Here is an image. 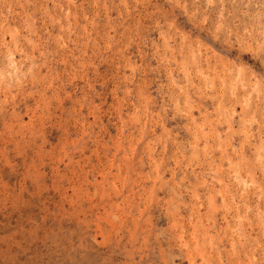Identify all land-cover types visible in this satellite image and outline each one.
Returning a JSON list of instances; mask_svg holds the SVG:
<instances>
[{
  "label": "rangeland",
  "instance_id": "374dc122",
  "mask_svg": "<svg viewBox=\"0 0 264 264\" xmlns=\"http://www.w3.org/2000/svg\"><path fill=\"white\" fill-rule=\"evenodd\" d=\"M0 135V264H264V0H0Z\"/></svg>",
  "mask_w": 264,
  "mask_h": 264
},
{
  "label": "bare ground",
  "instance_id": "6f19581e",
  "mask_svg": "<svg viewBox=\"0 0 264 264\" xmlns=\"http://www.w3.org/2000/svg\"><path fill=\"white\" fill-rule=\"evenodd\" d=\"M2 135V134H1ZM0 135V136H1ZM3 137V136H2ZM1 137V138H2ZM27 141H28V139H26ZM30 140V139H29ZM35 140V139H34ZM23 141V140H22ZM33 141V140H32ZM229 141V140H228ZM1 143V142H0ZM26 146V145H25ZM32 146V145H31ZM63 146V145H62ZM2 147V146H1ZM3 147H4V145H3ZM19 147H20V145H19ZM37 147V146H36ZM56 147V146H55ZM68 147V146H67ZM87 147V146H86ZM23 148V147H22ZM26 148V147H25ZM66 148V147H65ZM79 148V147H78ZM30 149V148H29ZM40 149H42V148H40ZM46 149V148H45ZM51 149V148H50ZM80 149V148H79ZM91 149V148H90ZM4 150V149H3ZM3 150H1V151H3ZM20 150V149H19ZM34 150H35V148H34ZM37 150V149H36ZM42 150H44V149H42ZM33 151V150H32ZM64 151H66V150H64ZM44 152V151H43ZM79 152V151H78ZM3 153V152H2ZM15 153V152H14ZM34 153V152H33ZM36 153V152H35ZM53 153V152H52ZM64 153V152H63ZM132 153V152H131ZM205 153V152H204ZM48 154H49V152H48ZM123 154V153H122ZM46 155V154H45ZM17 156V155H16ZM23 156V155H22ZM64 156V155H63ZM20 157V156H19ZM46 157H48V156H46ZM71 157V156H70ZM69 157V158H70ZM4 158V157H3ZM14 158V157H13ZM53 158V157H52ZM72 158V157H71ZM104 158V157H103ZM130 158V157H129ZM134 158V157H133ZM23 159H25V158H23ZM60 159H62V158H60ZM88 159V158H87ZM22 160V159H21ZM57 161H58V158L56 159ZM74 160V159H73ZM3 161V160H2ZM6 161V160H5ZM48 161V160H47ZM50 161H52V160H50ZM8 162V161H7ZM42 162V161H41ZM9 163V162H8ZM16 163V162H15ZM36 163V162H35ZM35 163H33L34 165H35ZM38 163H39V161H38ZM47 163V162H46ZM51 163V162H50ZM54 163V162H53ZM65 163V162H64ZM127 163V162H126ZM125 163V164H126ZM42 164V163H41ZM41 164H40V166H41ZM47 164H49V163H47ZM59 164V163H58ZM117 164V163H116ZM144 164V163H143ZM9 165V164H8ZM32 165V164H31ZM56 165H57V163H56ZM131 165V164H130ZM13 166H15V165H13ZM98 166V165H97ZM121 166V165H120ZM35 167V169H36V166H34ZM57 167V166H56ZM101 167V166H100ZM119 167V166H118ZM9 168V167H8ZM24 168V167H23ZM93 168V167H92ZM121 168V167H120ZM25 169V168H24ZM54 169V168H53ZM34 171V170H33ZM32 171V172H33ZM53 171V170H52ZM57 171V170H56ZM120 171H121V169H120ZM128 171V170H127ZM25 172V171H24ZM45 172V171H44ZM43 172V173H44ZM69 172V171H68ZM116 172V171H115ZM26 173V172H25ZM30 173V172H29ZM35 173H36V171H35ZM56 173V172H55ZM70 173H71V171H70ZM69 173V174H70ZM79 173V172H78ZM77 173V174H78ZM87 173V172H86ZM14 174V173H13ZM63 174V173H62ZM76 174V175H77ZM22 175V174H21ZM37 175V174H36ZM63 175H65V174H63ZM116 175V174H115ZM118 175V174H117ZM32 176V175H31ZM38 176H41V175H38ZM59 176V175H58ZM63 177V176H62ZM83 177V176H82ZM98 177V176H97ZM1 178V177H0ZM41 178V177H40ZM60 178V177H59ZM127 178V177H126ZM143 178H145V177H143ZM102 179V178H101ZM147 179V178H146ZM31 180H33V179H31ZM119 181V180H118ZM18 182V181H17ZM2 184V183H1ZM43 184V183H42ZM57 184V183H56ZM112 184V183H111ZM45 185V184H44ZM108 185V184H107ZM113 185V184H112ZM134 185H135V183H134ZM144 185V184H143ZM162 185V184H161ZM23 186V185H22ZM54 187V186H53ZM23 188V187H22ZM40 188V187H39ZM170 188V187H169ZM78 189V188H77ZM87 189V188H86ZM18 190H19V188H18ZM25 190V189H24ZM52 190H53V188H52ZM75 190V189H74ZM132 191V190H131ZM95 192V191H94ZM13 193V192H12ZM91 194H92V192H90ZM176 193V192H175ZM27 194V193H26ZM74 194H75V192H74ZM85 194V193H84ZM178 194V193H177ZM19 195V194H18ZM23 195V194H22ZM2 196V195H1ZM17 196V195H16ZM93 196V195H92ZM95 196V195H94ZM107 197V196H106ZM12 199H14V198H12ZM99 199V198H98ZM125 199V198H124ZM8 200V199H7ZM11 200V199H10ZM39 200H41V199H39ZM169 200V199H168ZM16 201V200H15ZM69 201V200H68ZM118 202V201H117ZM170 202V201H169ZM45 203V202H44ZM116 204V203H115ZM127 204H128V202H127ZM12 205V204H11ZM169 204H167V206H168ZM212 205V204H211ZM30 206H31V203H30ZM172 207V206H171ZM4 208V207H3ZM39 208V207H38ZM63 208V207H62ZM175 208V207H174ZM172 209V208H171ZM79 210V209H78ZM168 210V209H167ZM75 211V210H74ZM73 211V212H74ZM128 211V210H127ZM149 211V210H148ZM143 213V212H142ZM60 214V213H59ZM77 214V213H76ZM29 215V214H28ZM30 216H31V214H30ZM106 218V217H105ZM27 220H29V218L27 219ZM84 220V219H83ZM81 221V220H80ZM13 222V221H12ZM11 222V223H12ZM83 223H85V222H83ZM99 223V222H98ZM15 224V223H14ZM84 225V224H83ZM86 225V224H85ZM100 225V224H99ZM5 226V225H4ZM7 227V226H6ZM151 227V226H150ZM100 228V227H99ZM107 228V227H106ZM3 229V228H2ZM1 229V230H2ZM100 232H101V230H100ZM13 233V232H12ZM138 233V232H137ZM93 235V234H92ZM148 235V234H147ZM87 236V235H86ZM135 237V236H134ZM2 240H4V239H2ZM86 240H88V238L86 239ZM89 241V240H88ZM59 242V241H58ZM133 242V241H132ZM146 242V241H145ZM89 244H91V245H93V242H89ZM66 245V244H65ZM124 246V245H123ZM135 247V246H134ZM154 247V246H153ZM64 248V247H63ZM3 249V248H2ZM128 250V249H127ZM123 251H125V249L123 250ZM54 252H56V251H54ZM83 258V257H82Z\"/></svg>",
  "mask_w": 264,
  "mask_h": 264
}]
</instances>
